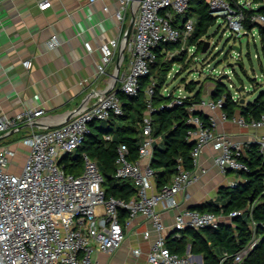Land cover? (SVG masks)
Listing matches in <instances>:
<instances>
[{
  "label": "built area",
  "instance_id": "built-area-1",
  "mask_svg": "<svg viewBox=\"0 0 264 264\" xmlns=\"http://www.w3.org/2000/svg\"><path fill=\"white\" fill-rule=\"evenodd\" d=\"M94 0H90L92 2ZM118 4L114 18L122 21L130 5H136L137 11L130 36L124 46L130 54L127 70L118 73L119 86L100 94L92 104H82L60 124L44 129H34L22 139L29 152L18 173L10 170L15 166L13 158L16 150L9 145H0V264H96L92 259L95 251L111 253L117 250L125 234L124 227L136 215L140 214L150 221L158 236L151 242L147 253V264H201L189 252L181 255L172 252L165 243V226L161 210L179 207L176 195L197 179L192 170L179 166L170 182L159 189L154 184V175L150 167L153 145L151 97L154 93V81L144 89L145 111L141 120L142 139L135 160L128 159L125 143L117 146L115 158V177L129 179L135 187V195L129 200L106 197L102 187L103 175L96 162L87 154L82 155V170L79 174L66 172L59 164L63 155L72 152L84 139L89 125L95 121L107 120L111 116L122 114V104L117 92L121 91L133 97L139 93L140 80L149 75V64L154 59L153 48L159 43L178 42L184 49V43L194 30V18L184 19L178 26L176 15H182L190 0H109ZM205 2L212 15H221L226 27L239 34L244 15L243 8H250L249 0H201ZM50 6L49 0L38 4L40 10ZM108 10L106 6L103 8ZM253 22L264 28V15L250 17ZM60 45L57 34L47 40L49 49ZM122 46V41L108 39L101 48L105 52L102 62L96 64V72H105L110 51ZM172 55L173 53L170 52ZM25 68L29 60H23ZM214 70V69H212ZM212 70L209 74H212ZM166 90V89H165ZM164 90V91H165ZM176 97L177 103L180 102ZM238 100L237 92L231 95ZM223 98L202 100L194 104L211 110L220 108ZM171 105V104H169ZM43 113L41 108L26 109L16 114H0V133H9L22 123L33 124L36 117ZM223 117L227 116L223 114ZM188 122L195 126L190 133L195 145L191 151L193 165L196 156L210 142H215L220 154L214 159L222 172L232 170L238 175L248 171L241 160V147L228 139L223 133H214L204 127L197 115L190 114ZM232 120L253 128L264 127V112L258 119L245 120L242 116H233ZM109 139V136L106 137ZM255 142L260 152L264 151V133ZM142 159L147 163L141 164ZM240 176V175H239ZM237 181L229 186L234 187ZM160 207L161 210L158 208ZM120 211L126 218L120 220ZM233 211L228 215L213 212H199L192 208H180L173 217L175 236L186 228H216L220 222L231 221V217L240 215ZM254 223L251 229L254 230ZM146 238L150 230L144 231ZM258 238L253 235L250 242L234 255L224 252L220 263L231 259V264H239L255 246ZM141 251L134 249L138 255Z\"/></svg>",
  "mask_w": 264,
  "mask_h": 264
},
{
  "label": "crops",
  "instance_id": "crops-1",
  "mask_svg": "<svg viewBox=\"0 0 264 264\" xmlns=\"http://www.w3.org/2000/svg\"><path fill=\"white\" fill-rule=\"evenodd\" d=\"M40 1L43 0H0V114H16L34 108L43 110L33 124L22 123L14 131L0 133V145H9L16 150L13 158L15 166H11L10 170L18 174L29 152L22 139L34 129L54 128L82 104L94 103L100 93L112 84L118 60L119 74L127 70L130 60V54L125 50L119 55L117 47L110 51L105 72H96L95 66L102 62L105 54L101 45L108 39L121 42L134 5H130L123 20L118 21L113 16L118 4L109 0H49L50 6L44 10L38 7ZM256 5L251 4L252 7ZM104 6L108 10H104ZM182 15L175 18L178 25L183 22ZM52 34H57L60 45L49 49L47 40ZM262 48L264 52L263 45ZM23 60H29L28 68L22 65ZM262 65L260 62L264 77ZM114 83L109 90L118 88L119 81L116 79ZM199 83L203 86L199 103L215 100L211 95L214 81L209 79ZM254 85L252 91L260 83L255 82ZM245 88L241 83L235 91L238 100H253L255 96L245 92ZM195 109L208 117L214 133H223L229 140L238 143L243 156L264 133V127L253 128L232 120L233 116L240 115L238 111L224 118L225 112L221 107L211 110L205 105H197ZM137 136L140 142L141 133ZM153 145H162L161 138L154 137ZM219 152L215 142L210 141L196 156L192 171L197 179L176 195L180 202L178 209L193 208L205 202L220 204V188L242 179L232 170H219L214 162ZM140 162L144 165L147 159ZM158 209L161 210L160 207ZM178 209L161 210L165 237L174 233L173 217ZM146 230H150L148 238L143 234ZM124 231L126 235L117 250L92 253L96 264H147L150 244L158 236L150 221L138 214L125 225ZM134 249L141 252L136 255ZM193 255L195 261L202 262L201 255Z\"/></svg>",
  "mask_w": 264,
  "mask_h": 264
},
{
  "label": "trees",
  "instance_id": "trees-1",
  "mask_svg": "<svg viewBox=\"0 0 264 264\" xmlns=\"http://www.w3.org/2000/svg\"><path fill=\"white\" fill-rule=\"evenodd\" d=\"M235 1V0H233ZM259 4L264 0H252ZM244 20L242 27L250 31L257 27L260 40L264 46V28L250 19L252 15L263 14L264 6L242 9ZM180 15H176L175 18ZM195 18L194 30L187 39L188 46H194L195 51H201L205 44L202 37L207 36L208 29L216 23L205 2L190 0L182 18ZM177 23V19H176ZM178 24V23H177ZM179 26V25H178ZM180 48L178 42L159 43L153 48L154 59L149 64V75L141 78L139 93L130 97L121 91L117 92L122 104V114L109 117L107 120L92 122L84 139L72 152L63 155L59 164L73 174L82 170V155L87 154L99 166L103 175L102 187L106 197L129 200L135 195V187L129 179L115 177V158L118 144L125 143L128 148V159L135 160L138 156L141 120L145 111L144 89L150 81H154V93L151 97L153 111L152 137H160L162 145H152L150 167L154 175L156 189L161 188L172 179L181 166L186 170H193L191 151L195 142L190 133L195 126L188 122L190 114L197 115L204 127L211 128L208 117L198 111L190 110L199 103L202 85L192 80L186 83L188 93L177 103L173 92H164L163 83L173 64L184 61V49L167 58V53ZM212 99L223 98L221 108L230 117L238 111L245 120L258 119L264 112V91H259L251 101H234L225 84L214 81ZM171 104V105H169ZM109 136V139L106 137ZM241 160L248 167V171L240 172L242 179L234 187L220 188V204L205 202L192 209L199 212H213L217 215H228L233 211H241L240 215L231 217L229 222H220L216 228L204 227L200 229L186 228L179 236L175 233L165 237L166 246L178 254H185L189 245V252L201 255V264H231V259L220 263L224 252L235 254L245 247L255 235L257 243L239 264H264V151L260 152L256 143L250 145ZM126 218L125 211H120V220ZM254 223V230L251 229Z\"/></svg>",
  "mask_w": 264,
  "mask_h": 264
},
{
  "label": "rangeland",
  "instance_id": "rangeland-1",
  "mask_svg": "<svg viewBox=\"0 0 264 264\" xmlns=\"http://www.w3.org/2000/svg\"><path fill=\"white\" fill-rule=\"evenodd\" d=\"M249 1L253 4L252 0ZM256 6H264V1ZM214 16L216 23L208 29L207 36L202 37L207 49L196 52L194 46L184 43V61L173 64L163 83V87H166L164 92L171 91L174 96L183 98L188 94L186 83L192 80L195 83L209 79L215 81L220 77L231 95L241 83L246 87L244 91H249L253 96L264 91V77L260 70V62L264 67V52L257 28L248 34L241 29L236 34L226 27L221 15ZM179 51L177 49L172 53L177 54ZM171 55L167 53L166 56L169 59ZM210 70L212 74H209ZM255 82L260 83V86L252 91Z\"/></svg>",
  "mask_w": 264,
  "mask_h": 264
},
{
  "label": "water",
  "instance_id": "water-1",
  "mask_svg": "<svg viewBox=\"0 0 264 264\" xmlns=\"http://www.w3.org/2000/svg\"><path fill=\"white\" fill-rule=\"evenodd\" d=\"M136 11H137V7L135 5L134 12H133V14H132V16L130 18L129 24H128L127 28L125 29L123 37H122V40H121L122 41V46L119 49V55H122V52L125 51L124 50V46H125L128 38H129V36H130L131 31H132L134 19H135V16H136ZM206 49H207V44H204L203 47H202V52H204ZM237 50L239 51V48H237ZM119 62L120 61L118 60V62L116 64L117 67H116V71H115V73L113 75L112 84H110L107 88H105L100 94L106 93L112 87V85L115 84L114 82L116 81L118 73H119V67H120L119 66ZM218 80L221 81V77L218 78ZM241 101H243V100H241ZM69 117H70V114H69V116H66L65 119H67Z\"/></svg>",
  "mask_w": 264,
  "mask_h": 264
}]
</instances>
